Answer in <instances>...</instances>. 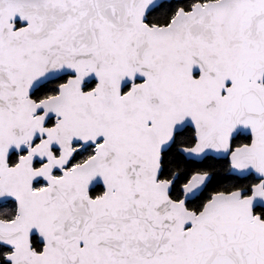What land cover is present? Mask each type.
Here are the masks:
<instances>
[{
	"label": "snow or ice",
	"instance_id": "6c2138e0",
	"mask_svg": "<svg viewBox=\"0 0 264 264\" xmlns=\"http://www.w3.org/2000/svg\"><path fill=\"white\" fill-rule=\"evenodd\" d=\"M0 264H264V0H0Z\"/></svg>",
	"mask_w": 264,
	"mask_h": 264
}]
</instances>
